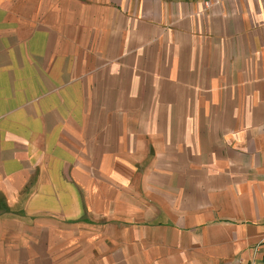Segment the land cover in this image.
<instances>
[{"label": "crops", "instance_id": "obj_1", "mask_svg": "<svg viewBox=\"0 0 264 264\" xmlns=\"http://www.w3.org/2000/svg\"><path fill=\"white\" fill-rule=\"evenodd\" d=\"M0 264H264V0H0Z\"/></svg>", "mask_w": 264, "mask_h": 264}]
</instances>
